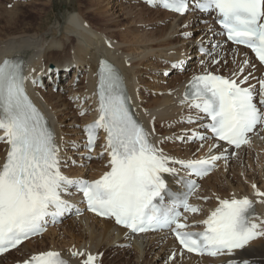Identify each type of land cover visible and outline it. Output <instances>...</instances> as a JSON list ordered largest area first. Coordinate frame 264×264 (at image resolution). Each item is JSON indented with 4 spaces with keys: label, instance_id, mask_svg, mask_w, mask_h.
<instances>
[{
    "label": "bare ground",
    "instance_id": "bare-ground-1",
    "mask_svg": "<svg viewBox=\"0 0 264 264\" xmlns=\"http://www.w3.org/2000/svg\"><path fill=\"white\" fill-rule=\"evenodd\" d=\"M37 1L34 0V3ZM67 1L64 7H57V28L46 31L35 29L34 33L17 30V20L21 15L17 7L10 10L4 24H0V63L4 58L19 56L25 62L27 75L33 77L31 84L36 83V76L42 79L43 86L33 88L29 85L27 88L36 108L52 129L55 144L59 148L62 174L71 180H95L109 171L104 130L97 129L92 154L88 152V136L85 132V128L99 115L96 86L100 60L103 59L121 70L137 119L149 134L150 141L162 149L165 156L182 162L208 159L213 155L219 157L210 166L211 175L198 181V188L189 198L190 206H195L198 211L186 215L183 221L188 227L183 230L203 229L202 221L218 207L219 201L233 198L255 201L256 213L250 223L260 224L264 221V198L254 196L257 190L264 192V179L259 188L260 180L254 177L257 174L264 176V130L258 128L247 144L234 150L211 138L206 127L209 124L208 118L191 107L192 102L182 97L194 77L208 73L238 76L241 72L243 75L250 72L252 76L248 83L257 81V75L264 70L258 67L250 53L243 48L232 47L236 56L232 59L234 55L228 54L231 45L225 42L221 30L216 26L214 13L201 14L194 0H187L190 5L183 15L166 10L160 3L149 6L141 0H132L142 5L146 12L164 15L163 19L151 16L152 19L147 20L143 19L144 12L142 18V13L135 11L138 4L134 5L133 10L129 0ZM84 3L87 13L82 11ZM86 14L94 16L102 24L100 28L88 21ZM125 18L132 19V22L124 24ZM148 22H151L149 25L154 29L152 32L143 31L149 26L144 25ZM106 24L108 27L104 26ZM158 24H165L164 28H158ZM188 25L203 31L193 41L184 39L178 42L176 37L178 39L180 31L183 32L182 29ZM112 28L118 29L117 36L113 34ZM221 42H225L223 48L219 47ZM201 48L206 50L205 55H201ZM193 49L196 53L190 55L197 59L193 61V64L196 63L195 68L183 74V71L177 72L178 68H183L178 65L172 71L175 62L181 64L182 59L188 62L187 54ZM200 63L204 64L202 69L198 67ZM70 68H73L72 74L64 81ZM222 71L225 73L222 74ZM159 73H167L169 77H160ZM61 79L63 81L59 89L62 91L53 93L56 83ZM43 87L48 89L47 92H44ZM194 134H202L207 139L193 142L190 139ZM180 139L183 141L179 146L177 142ZM7 148L6 143L0 144V163L6 157ZM102 152L103 156L100 154ZM232 154L236 158H232ZM236 164L240 165L237 171ZM168 166L176 169V172L167 173L166 184L174 190H181L179 176H188L191 171L182 168L179 163H170ZM227 170L228 173L224 175L222 171ZM62 198L72 205L71 209L57 217H46V232L1 257V260H6L5 264L25 262L32 256L48 251L59 253L72 264H82L88 255L95 258L93 264H106V253L109 251L112 254L121 252L117 258L125 256L127 264H158V261L159 264H264V235L250 241L243 249L233 251L231 255L225 252L213 258L196 257L180 251L169 231L134 237L126 230L114 226L111 220L98 219L87 213L75 186L67 188ZM66 215L69 216L59 227L57 221ZM67 224L69 228H66ZM261 229H264V224ZM73 253L77 255L73 256ZM107 263L117 264L112 259L107 260Z\"/></svg>",
    "mask_w": 264,
    "mask_h": 264
},
{
    "label": "snow or ice",
    "instance_id": "snow-or-ice-1",
    "mask_svg": "<svg viewBox=\"0 0 264 264\" xmlns=\"http://www.w3.org/2000/svg\"><path fill=\"white\" fill-rule=\"evenodd\" d=\"M146 2L152 4L155 0ZM159 2L180 14L188 8L187 0ZM196 7L202 12L215 11L227 39L250 48L264 63V23L259 22L264 19V0H200ZM99 76L100 115L85 132L89 150L94 146L97 129L106 133L104 147L109 171L89 183L62 174L59 148L43 116L25 93L21 66L9 60L0 64V142L8 145L6 157L0 163V254L41 233L46 217H57L71 209L72 205L62 198L70 186L83 193L88 209L97 215L114 217L117 224L134 233L171 228L189 252L231 255L264 235V221L250 223L253 204L248 198L220 200L219 207L202 221V232H182L188 225L180 222L176 208L183 207L191 213L198 209L188 204L187 197L170 208L164 207L167 188L162 174H174L176 169L168 165L179 163L192 174L206 175L219 157L182 162L165 156L129 114L115 70L101 62ZM260 85V103L264 105V81ZM189 89L186 99L211 120L206 127L213 136L236 148L247 144V134L264 121L250 89L240 87L235 80L212 74L196 76ZM195 187L193 183L190 190ZM255 194L264 196L260 192ZM94 259L89 255L84 264H93ZM24 264L65 262L59 253L48 251L32 256Z\"/></svg>",
    "mask_w": 264,
    "mask_h": 264
},
{
    "label": "rangeland",
    "instance_id": "rangeland-1",
    "mask_svg": "<svg viewBox=\"0 0 264 264\" xmlns=\"http://www.w3.org/2000/svg\"><path fill=\"white\" fill-rule=\"evenodd\" d=\"M63 1V0H62ZM65 2V4H66V1L67 0H64ZM82 2H85V0H81ZM130 1V5L133 7V10L135 9V11L137 10V11H139V12H141L142 13V18L145 16V18H143V19H152V18H159V19H163L164 17V15L163 16H161V15H159L158 16V14H152V13H149L148 11V13L143 9V6L142 5H139V3H133V1L132 0H129ZM32 2V3H31ZM67 2H69V1H67ZM0 3L2 4H0V17H1V20H0V24L1 25H3L4 24V20L7 18L6 16L8 15V12L10 11V10H12L14 7H17L18 8V10L21 12V15L19 16V18H18V20H17V30H25V31H27V32H32V33H34L33 31H35V29H36V31H46L47 29H51V28H57L58 27V23H57V18H58V11H57V7L58 8H62V7H64L65 6V4L63 3V2H61L60 0H38L37 1V3L35 2L34 3V0H1L0 1ZM18 3V4H17ZM24 3V4H23ZM50 3V4H49ZM38 4V5H37ZM39 4H41V5H39ZM16 5V6H15ZM85 3L83 4V8H82V11H84V13H87V10H85ZM134 5L136 6H138V8H137V6L134 8ZM1 6H3V7H1ZM45 6H46V8H45ZM74 6V5H73ZM140 6V7H139ZM125 7V6H124ZM43 8V9H42ZM40 9V10H39ZM45 9V10H44ZM142 9V10H141ZM6 10V11H5ZM8 10V11H7ZM144 10V11H143ZM35 13V15H34V13ZM39 12V13H38ZM119 12V11H118ZM143 12H144V14H143ZM121 13H124V12H122L121 11ZM37 14V15H36ZM39 15V16H38ZM43 15V16H42ZM124 15V14H123ZM144 15V16H143ZM125 16V15H124ZM151 16H152V18H151ZM86 17L88 18V21H91L92 22V24H94V26L95 27H97V28H100V25H102L101 23H98L97 21H96V19H95V17L94 16H91L90 14H86ZM162 17V18H161ZM40 18V19H39ZM122 18V17H121ZM121 18H119V20L121 19ZM95 19V20H94ZM126 19V20H125ZM124 20H125V22H124V24H130L132 21V19L131 20H128V18H125ZM124 20H122V22L124 21ZM3 22V23H2ZM27 22V23H26ZM122 22H120L121 24H123ZM151 22H148V24H144L145 26H147V25H149ZM28 26H26V25ZM29 24H31V25H29ZM103 24H105V23H103ZM165 25V24H164ZM164 25L163 24H158V28H164ZM104 26H106V27H108L107 26V24L106 25H104ZM143 26V25H142ZM199 26H201V25H199ZM43 27V29H41ZM191 27V28H190ZM27 28H28V30H27ZM122 28V27H121ZM143 29H144V27H143ZM146 29H147V31H146ZM188 29V30H187ZM191 29H193V30H191ZM111 30H113V34L114 35H118L117 34V30L118 29H111ZM116 30V31H115ZM151 30V31H150ZM152 30H154V29H152L151 28V26L149 25V26H147L143 31L144 32H152ZM187 30V31H186ZM142 31V32H143ZM182 31L184 32H181L180 31V37L177 39V37H176V40L178 41V42H182V41H184V39L185 40H189V41H193V39H196L199 35H200V33H201V31H203V30H201V31H199L198 29H197V27H195V26H193V25H188V26H186L185 28H184V30L182 29ZM141 32V31H140ZM140 32H137L136 34H140ZM141 32V33H142ZM143 32V33H144ZM118 33H119V31H118ZM59 34V33H58ZM49 34H47V36H48ZM133 35H134V33H133ZM196 35V36H195ZM190 37V38H189ZM195 37V38H194ZM49 38H50V35H49ZM182 40H181V39ZM179 39H180V41H179ZM187 40V41H188ZM224 44V42H221L220 43V48H223V45ZM178 45H181V43H178ZM195 51V49H193L190 53H188L187 54V57H186V60L188 61L187 63H186V61H184L183 59H182V61H181V64L178 62H175L174 63V65H177V67H178V65L179 66H182L183 68H178V70H177V72H184L183 74H188V73H190V71L189 70H191V69H193V68H195V66H196V63H194L193 64V61L194 60H197V59H195V58H193V57H191V55H193L194 53H196V52H194ZM206 51V50H205ZM192 53V54H191ZM234 53V50L230 47L229 49H228V54L231 56V55H234L233 54ZM191 54V55H190ZM211 53H209L208 55H210ZM191 57V58H190ZM206 57V56H205ZM208 57V56H207ZM232 57V59H235L236 58V56L234 55V56H231ZM206 59V58H205ZM204 59V60H205ZM192 60V61H191ZM192 62V63H191ZM241 62V61H240ZM193 65V66H192ZM203 63H200L199 64V68L200 69H202V67H203ZM172 68L174 69H172V71H175V68L176 67H173L172 66ZM191 68V69H190ZM237 69V68H236ZM242 69V68H241ZM72 70H73V68H70V69H68V73L66 72V74H67V76L65 77V78H63V80L64 81H66L67 80V78H69V76L72 74ZM158 70V69H157ZM187 70V71H186ZM158 72H161V71H159L158 70ZM222 74L223 73H225V71H222L221 72ZM170 75H171V73H169ZM175 74H179V73H175ZM159 76L160 77H162V76H164V77H169V75H167V73H165L164 75H161L160 73H159ZM245 77H247L248 79H250L251 78V73L250 72H246V74L244 75ZM175 78V77H174ZM261 79H264V72L262 73H260V74H258L257 75V81H253L252 82V86H254V87H256V85L255 84H258V85H260V81H262ZM62 79L60 80V81H58L57 83H56V86L54 87V89H53V93L55 92V93H57L58 91L59 92H61L62 91V89H59V86L61 85V83H62V81H63ZM157 80H159V79H157ZM156 80V81H157ZM161 81V80H160ZM170 84H172V82L170 83ZM47 90L48 89H46V88H44V92H47ZM260 89H258V92L260 93V91H259ZM161 93H159V95H160ZM64 95H66V94H64ZM74 110V109H73ZM79 117L81 118V115H79ZM78 117V118H79ZM79 118V119H80ZM194 135H192L191 137H193ZM192 141H193V139H191ZM182 141H183V139H180L179 140V142H177L178 144H179V146L182 144ZM181 142V143H180ZM2 144H4V143H2ZM254 151V150H253ZM262 154V153H261ZM234 156V157H233ZM231 157L232 158H236L235 157V155L234 154H232L231 155ZM242 159H244V156L242 155ZM254 165L256 166V162L254 163ZM237 166V167H236ZM237 168V169H236ZM253 168V167H252ZM250 169V173H252L253 172V169ZM216 169H217V167H216ZM238 169H240V165H238V164H236L235 165V170L237 171ZM222 173L224 174V175H226L227 173H228V170L226 171V172H224V171H222ZM260 174V173H259ZM238 177H239V175H238ZM254 177H257L258 178V181L260 180V184L258 185V187L259 188H261V183H262V181L261 180H263L264 179V176H260V175H255ZM67 220H69V219H66V221ZM61 224L62 223H60L59 224V227H61ZM66 228H69V225L67 224L66 225ZM63 229V228H62ZM66 230V229H65ZM64 233H65V231H63ZM67 233H65V235H66ZM66 238H68V237H66ZM119 249V248H118ZM122 249H123V247H122ZM119 253H121V252H119ZM119 253H115V254H112L111 253V251H109L108 253H106V264H108L107 263V260L109 261V259H112L115 263H122V264H127L128 262H127V260H126V258H125V256H123V257H121V258H117L118 256H121V254L119 255ZM110 257V258H109ZM131 257H133V255L131 256ZM159 260V259H158ZM0 264H5V262H6V260L4 261V260H1L0 259ZM160 262L158 261V264H159Z\"/></svg>",
    "mask_w": 264,
    "mask_h": 264
}]
</instances>
